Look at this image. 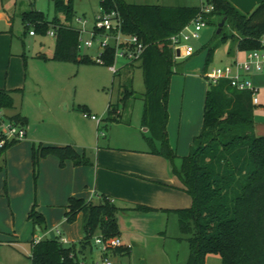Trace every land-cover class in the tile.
Returning <instances> with one entry per match:
<instances>
[{"label":"rangeland","instance_id":"obj_1","mask_svg":"<svg viewBox=\"0 0 264 264\" xmlns=\"http://www.w3.org/2000/svg\"><path fill=\"white\" fill-rule=\"evenodd\" d=\"M64 1L66 5L73 4L75 16L72 20L68 21L63 10H55L54 0H0V86L18 89L12 94L15 107L3 111L5 115L21 112L28 118L25 138L0 155V190L6 198H0V264H30L28 256L32 254V239L36 233H42L30 217L34 204L36 210L44 215L47 229L65 216L62 205L69 201L68 196L64 190H59V179L54 175L52 161L41 163L47 156L40 159L37 167L34 166V145L41 142L73 143L90 159L95 158L100 146L108 144L146 151L151 149L146 138L150 133L142 130L143 93L146 89L142 68L134 65L130 73L121 69L114 74L109 65L96 61H57L52 58L56 38L48 33L52 25L43 32L23 18L25 12L38 10L48 20L57 17L62 23L78 25L75 18L79 16L87 18L89 26L93 25L95 14L100 9L99 0ZM185 3L200 5L201 0H185ZM223 19L222 16L214 17L213 22L200 31L198 38L190 39L189 44L196 52L193 56L174 59L177 64L171 80L168 137L178 155L190 152L194 137L202 129L205 97L210 86L201 75L207 55L205 47L220 44L209 69L230 62L237 51L232 38L220 43L219 37H215ZM32 30L36 35L30 34ZM225 31L231 34L232 28L227 24ZM101 51L97 44L81 48L82 54H88L94 60L98 59ZM39 53H46L48 57H39ZM116 63L121 67L125 61L117 60ZM253 75L259 76L262 81L258 86L263 88L264 72ZM125 86L131 91L127 98L122 94ZM261 89L260 98L264 97ZM110 103L115 106L114 114L108 110ZM84 112L96 114L100 122L84 117ZM255 115L259 121L255 132L264 134L263 105L256 106ZM110 116L118 120H111ZM0 137H4L1 129ZM156 145L160 146V142L156 141ZM153 154L165 159L167 170L177 179L176 183L169 179L159 183L143 180L156 184V204L159 206L155 212L168 211L167 217L158 235L144 237L139 250H134L129 258L116 261V264H187L190 244L180 230L174 209L192 207L193 196L174 172L171 161L164 155ZM50 156L57 157L54 154ZM5 191L9 193L8 198ZM113 193L108 197L124 204L139 202L146 197L136 192ZM166 208L170 209L166 211ZM82 224V217L78 215L73 222L66 221L60 228L64 235L76 241L73 246H77L84 237ZM79 258L83 264H94L99 259L93 240L92 249H85ZM205 261L206 264H223L217 253L207 254Z\"/></svg>","mask_w":264,"mask_h":264},{"label":"trees","instance_id":"obj_2","mask_svg":"<svg viewBox=\"0 0 264 264\" xmlns=\"http://www.w3.org/2000/svg\"><path fill=\"white\" fill-rule=\"evenodd\" d=\"M99 1L104 10L116 9L120 12L124 33L138 35L146 44L137 64H124L119 71L127 69L130 73L134 65L142 68L146 87L143 93L142 128L150 133L146 136L151 145L150 152L164 155L171 161L174 172L193 196L192 207L175 210L180 230L190 244L187 264H206L205 258L209 253L219 254L223 264H264V134L255 132L256 105L252 102L251 92L232 87L226 79L209 83L202 129L194 137L190 152L179 156L169 143V98L177 64L170 36L196 18L201 11L200 6ZM207 2L214 5L212 11L204 13L208 24L213 22L214 17L226 19L220 32L218 28L215 35L220 43L232 38L239 51L260 46V38L264 34V0L252 14H245L229 0ZM54 7L55 10H63L68 21L75 16L72 3L66 5L64 0H54ZM23 18L28 23H34L39 31H48L49 25L55 29L53 59L77 63L98 62L88 54L81 53L79 32L71 23H62L57 17L48 20L38 10L25 12ZM227 24L232 28L231 34L225 31ZM219 46L210 44L205 47L204 72L209 69V63ZM38 56L48 57L45 53ZM102 57L105 60L103 64L113 63L114 47L109 46ZM14 91L0 87V109L15 107ZM130 93L125 86L122 94L127 98ZM114 108L110 103L108 110L112 114ZM6 117L23 126L28 124V118L21 112L6 114ZM109 119L118 120L113 116ZM156 141L160 142V146L156 145ZM16 142L18 140L15 139L6 141L0 146V155H4L7 148ZM49 154L56 155L61 166L67 160L76 166L92 164L84 153L80 154L72 145L41 142L33 148L34 166L37 167L40 159ZM178 157L180 161L177 162ZM154 209L144 204L121 207L107 196H102L99 202L71 196L65 207V217L68 222H73L82 214L84 237L77 246H67L57 238L50 237L36 244L32 241V254L28 256L30 264H81L79 255L88 247L92 249L96 234L103 233L109 237L120 234L119 212ZM30 217L36 223L37 230H47L45 217L36 210L35 204Z\"/></svg>","mask_w":264,"mask_h":264},{"label":"crops","instance_id":"obj_3","mask_svg":"<svg viewBox=\"0 0 264 264\" xmlns=\"http://www.w3.org/2000/svg\"><path fill=\"white\" fill-rule=\"evenodd\" d=\"M126 1L137 4L200 6V5H193V3L191 4L185 3V0H126ZM31 35H36V33ZM237 58H241V59L245 58V51H239L237 49V51L235 52V56L231 59L230 62H233ZM205 61H206V55H205L204 65H205ZM258 77L259 76L253 75V80L255 79L254 82L257 85H259V81H262L259 80ZM0 87H5L7 89H11L15 91L18 90L17 88H8L6 86H0ZM259 88L261 89L262 87L259 86ZM262 89L264 90V86ZM260 101H261V105H263L264 107V97H261ZM169 119H170V98H169ZM255 119H257L256 115H255ZM258 123L259 121L258 122L256 121L257 125ZM168 126H169V121H168ZM257 134L260 135L263 133H257ZM44 144H52V145L69 144L72 145L80 154L83 153L85 154L84 151H81V149L78 148L73 143L72 144L44 143ZM174 150L177 152L175 148ZM184 155L187 154H180L179 156H184ZM90 160L92 164L89 165L76 166L70 160H67L64 166L61 165L59 166L60 164L59 158L57 157L52 158V156H50L49 154V156H47L45 159H42L41 163L44 165V163L48 161H52L51 163L53 165L54 175L56 178L59 179V184H58L59 190H64L63 193L68 196V199L71 196H76V197H82L85 200H92L95 202H99L102 196L108 197L109 194L111 193L114 194L113 193L114 191H124L125 193L136 192L141 196H146V197H142V199L139 200V202H133L131 204L118 203L116 198H112V200L121 207L133 206L135 204H144L149 207L155 208L154 210H150V211L126 210L119 212L118 214V222L120 227L119 236L125 244H131L132 246L129 249L122 247L115 252L113 259L115 260V264H116V261L122 262L124 259L129 258L134 250H139L143 246L144 237L146 236L155 237L154 235H158L161 232L164 219L165 217H167L168 214L167 210L170 209V208H166L165 210L167 212L162 210L163 213L155 212V210H157L156 206H159L156 204V201H158L157 199L158 195L156 191L157 186L155 187L154 185L156 184L147 183L144 182L143 180L159 183L160 180L169 179L171 181H174V183H176L177 179L175 178V176L172 175L169 169L167 170L164 158H161L158 155H154L153 153H150V151H146L144 149H133L123 146L115 147L108 144L106 146H100L98 150H96L95 158ZM4 194L8 198L9 193L5 191ZM0 198H4L2 189L0 190ZM67 203H63L64 205H62L64 208L63 209L64 213ZM177 209H183V208H176L174 210ZM9 210H10V206H8V211ZM79 215L82 217V214ZM66 221L67 219L64 216L62 220L58 221L50 229H47L49 231L48 237L55 238L56 234L54 229L56 228V226L62 229V226L66 223ZM69 240L71 241L72 244L73 243L77 244L76 241L72 239Z\"/></svg>","mask_w":264,"mask_h":264},{"label":"built area","instance_id":"obj_4","mask_svg":"<svg viewBox=\"0 0 264 264\" xmlns=\"http://www.w3.org/2000/svg\"><path fill=\"white\" fill-rule=\"evenodd\" d=\"M214 9V5L208 3L207 0H201L200 13L189 24H187L178 33L170 36L173 43L174 59H186L194 54L193 47L189 44L191 38H198L200 31L208 24L204 18V13ZM78 25H73L79 32V47H92L98 45L102 51L98 56V62L104 63L102 53L109 46L114 47V62L109 65L110 70L117 74L120 66H117V60H124L125 63H136L141 59V56L146 48V44L135 34H126L123 31V19L120 12L116 9L111 11L104 10L100 7L95 16L92 26H89V20L84 17L75 18ZM35 31H30V34H35ZM51 36H56L55 29L48 31ZM177 49L180 50V55H177ZM255 72H264V34L260 38V46L258 48L245 51V58H237L233 62L226 63L208 69L202 75L208 83H217L220 79H226L230 85L241 91H250L252 102L254 105H261L259 97V86L253 80ZM83 116L100 122V118L93 113L84 112ZM0 129L3 132V138L0 137V146L6 140H21L26 136V127L17 124L6 117L3 109H0ZM55 238L64 245H71V241L63 235L62 231L56 226ZM49 236V231L46 230L41 234H36L32 241L33 244L38 243L45 237ZM94 245L99 252V259L94 264H115L113 256L115 252L122 248H130L131 244H125L119 235L106 236L103 233H98L93 237ZM73 253L71 256L73 257ZM82 264V262H81Z\"/></svg>","mask_w":264,"mask_h":264},{"label":"water","instance_id":"obj_5","mask_svg":"<svg viewBox=\"0 0 264 264\" xmlns=\"http://www.w3.org/2000/svg\"><path fill=\"white\" fill-rule=\"evenodd\" d=\"M233 3L237 8H239L245 14H252L254 13L260 5L263 3V0H229ZM226 19L224 18L220 24L218 32H220L221 28L225 24ZM177 55H180V50L177 49Z\"/></svg>","mask_w":264,"mask_h":264}]
</instances>
